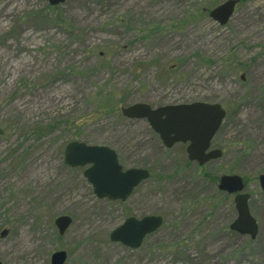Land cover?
Returning <instances> with one entry per match:
<instances>
[{
	"label": "rangeland",
	"instance_id": "rangeland-1",
	"mask_svg": "<svg viewBox=\"0 0 264 264\" xmlns=\"http://www.w3.org/2000/svg\"><path fill=\"white\" fill-rule=\"evenodd\" d=\"M227 0H0L1 264H264V0H239L223 26L208 13ZM196 102L226 115L204 166L185 145L166 149L121 107ZM112 149L149 178L125 202L97 199L85 168L64 163L70 142ZM243 179L254 240L230 231ZM59 216L72 222L60 236ZM163 223L137 249L109 240L126 218Z\"/></svg>",
	"mask_w": 264,
	"mask_h": 264
},
{
	"label": "water",
	"instance_id": "water-1",
	"mask_svg": "<svg viewBox=\"0 0 264 264\" xmlns=\"http://www.w3.org/2000/svg\"><path fill=\"white\" fill-rule=\"evenodd\" d=\"M67 1L47 0L52 7ZM238 2L239 0L225 1L209 11V18L221 26L225 25L234 14ZM120 113L127 119L145 120L166 149H171L176 144L187 145L185 150L188 161L198 166H204L222 155L221 150L211 149L212 140L226 115L219 104L196 102L158 108L133 104L121 107ZM2 134L0 129V135ZM64 163L71 168H85L83 177L92 187L95 197L112 202H125L135 188L149 178L146 169H123L112 149L82 142L74 141L65 146ZM258 182L260 189L264 191V174L259 175ZM217 189L234 195L237 216L229 226L230 231L254 240L258 234V226L249 211L250 195L245 193L243 179L237 175H223L219 178ZM71 222L68 216H59L54 220L60 236ZM162 223L159 216H145L140 219L128 217L111 231L109 240L130 249H137L145 237L155 233ZM7 234L8 230H3L0 238H5ZM66 260L67 254L57 251L51 255L50 264H65Z\"/></svg>",
	"mask_w": 264,
	"mask_h": 264
},
{
	"label": "flooded vegetation",
	"instance_id": "flooded-vegetation-1",
	"mask_svg": "<svg viewBox=\"0 0 264 264\" xmlns=\"http://www.w3.org/2000/svg\"><path fill=\"white\" fill-rule=\"evenodd\" d=\"M185 148H186V145H185Z\"/></svg>",
	"mask_w": 264,
	"mask_h": 264
}]
</instances>
